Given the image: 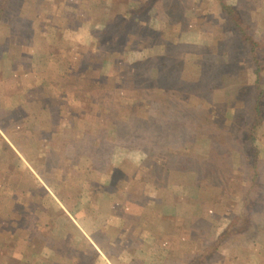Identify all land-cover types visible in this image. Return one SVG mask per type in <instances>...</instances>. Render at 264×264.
Returning a JSON list of instances; mask_svg holds the SVG:
<instances>
[{"label":"rangeland","instance_id":"1","mask_svg":"<svg viewBox=\"0 0 264 264\" xmlns=\"http://www.w3.org/2000/svg\"><path fill=\"white\" fill-rule=\"evenodd\" d=\"M89 2L88 6L83 2L81 7L68 0H29L24 13L33 16L30 22L36 25L39 36L29 40L25 49L30 52L35 47L41 52L32 58L27 53L22 56V52H15V59L28 62H13L11 72L38 73V82L32 88H36V83L44 89L49 86L53 94L58 93L59 101L31 100L33 94L29 89L31 95L24 98L27 105L13 96L10 107L26 114L29 108L41 111V104L44 107L51 104L50 113L34 112L35 118L29 120L18 117L13 126L9 123L14 119L8 122L0 115L4 129L0 132V142L11 143L13 151L28 155L38 179L52 186L66 207L76 208L84 224L91 222L103 231L101 239L107 244L100 248L102 253L86 251L78 245L72 259L74 264L81 259H85V264H200L202 260H209L204 264H264V216L258 221L260 227H255L257 217L246 218L247 207L242 202V195L251 198L259 184H255V174H246L241 169L245 163L244 152L257 150L261 171L258 182L264 184V120L257 123L254 144L244 138L256 118L253 90L259 86L264 91V81L256 85L255 65L252 66L249 58L251 46L248 52L244 51L235 29L219 28L225 18L220 14L221 9L237 5L244 15L246 28L250 27L251 37L256 41L264 39V0H181L177 15L180 21L170 26L165 5L156 1L148 17L143 18L149 30L148 40L136 39L137 27L130 28L124 47L116 50L106 44L112 38L109 21L127 4L134 7L132 1L127 0L123 6L120 0ZM74 13L79 18L71 17ZM72 18L75 21L69 27ZM78 47L85 51L79 61L75 54ZM174 54L179 58L192 54L202 57L203 71L215 69L207 85L223 84V88H232L227 97L223 90L214 96L220 103L228 101L225 131L234 119L233 113L237 114L230 130L238 134L232 142L233 150L228 152L229 173L217 172L211 184L196 172L197 160L205 157L208 146L196 145L194 133L182 134L183 129L179 130L178 138L184 136L188 142L178 161L168 159V149L178 145L173 138L175 132L168 130L171 114L168 111L175 109L177 114L171 125H178V117L189 113L181 105L167 109L168 105L161 103L164 98L159 96L160 91L184 92L186 89L181 90L183 84L168 63L154 67L151 62H165ZM239 54L245 59L244 64L238 63ZM201 68L188 65L183 77L187 82L192 81ZM15 78L20 83L19 77ZM198 83L197 93L210 97L205 89L198 88ZM16 86L13 80L14 94ZM148 90L154 94L145 93ZM103 91L113 93L99 100ZM207 101V105L197 102L195 108L207 111L209 98ZM132 107L135 118L131 123ZM42 128L52 135L40 133ZM73 128L81 129L84 135L73 138ZM11 155L7 150L2 155L0 190L8 185L9 172L4 175V169L13 165ZM221 168L225 167L220 163V171ZM32 185L35 183L30 181L26 184ZM260 190L264 206V186ZM244 217L246 221L241 222ZM54 218L59 225L68 227L64 225L67 220L63 214ZM88 226H84L87 234ZM229 226H232L227 233L230 236L226 239L223 236L220 242V234ZM85 232L74 229L73 234L68 227L61 233L64 238H83ZM48 234L43 236L46 238ZM215 242L220 249L214 256L205 253L209 259L204 260L203 250ZM52 255L50 250H45L43 264H63V261L68 264L64 257Z\"/></svg>","mask_w":264,"mask_h":264},{"label":"crops","instance_id":"2","mask_svg":"<svg viewBox=\"0 0 264 264\" xmlns=\"http://www.w3.org/2000/svg\"><path fill=\"white\" fill-rule=\"evenodd\" d=\"M68 1L69 3L74 2L75 4L81 5V7L83 2L86 4L90 3L89 0ZM131 1L134 8L140 2V0ZM28 3L29 0H0V115H4L8 122L14 119L13 122L9 123L12 126L13 124H17L15 121H17L18 117L25 116L23 119H34V112H39L40 114L42 112L50 113V107H52L51 104L45 107L41 104V111L29 108L26 114H21L22 110L18 111L17 108L10 107L9 101L13 96L19 98L22 103L25 102L24 106L28 103L24 98L29 97L31 94H33L31 100L47 101L46 103L59 101L58 93L53 94V89L49 86L44 89L43 85L42 88L41 84L37 85L36 83V88H32L33 84L38 82V73L31 71L24 72L21 70L15 74L11 72V70H14L13 62H20L21 64L28 62L22 58L20 60L15 59V52H22L20 53L22 56L27 53L26 55H32L31 58L35 53L39 55L41 52L39 49H34L35 47L31 48L29 50L30 52L25 49L29 40H32L35 35L39 36L35 28L36 25L34 27V22H30V18L33 16L31 17V14L24 13ZM76 16L79 18L78 13H74L71 17L75 18ZM74 18L68 22L69 27L73 25ZM134 36L138 39L140 32L134 30ZM83 53L85 51L82 48H79L75 53L78 54L76 58L78 61L84 55ZM30 61L32 62L33 60ZM8 69H10V73H8ZM15 77H19L20 83H18ZM13 80L17 83L15 94L11 88ZM41 83L44 82L41 81ZM7 84L8 89H5ZM112 93L103 91L102 96L101 94L98 96L99 100L105 99V97H108ZM7 103L9 105H6ZM20 107L22 106H18V108ZM61 111H65V109ZM67 113H71V111L67 110ZM66 117H69V115ZM23 123L21 122L22 125ZM38 124L47 127L43 122H38ZM3 130L2 122H0V132ZM44 131L45 128H42L40 133L48 136L52 135L51 132ZM72 133L73 138H75L74 135H82V133L84 135V131L79 128L78 130L73 128ZM13 146V144L3 140L0 142V167L4 164L2 155L5 150H7V153L9 151L12 152L11 156L13 158V165L10 164L11 166L5 167V169L3 167L4 175L9 172V177H7L8 185L6 184L5 188L0 190V264H43L42 256L45 250H50L53 253L52 256L64 257L65 260L67 259L68 264H74L75 260L72 259L77 253L76 247L78 245L83 246L86 251L92 249L101 254L102 251L100 248L107 244V242L103 243L101 239L104 237L101 234L103 231L94 227L91 222H85L86 224H84L81 221L83 217L81 214H78L76 208H72L70 205L66 207L55 189L42 179H38L39 177L36 176L37 174L33 168L34 164L29 163V156L25 153L23 154L21 151L18 152L16 149L13 151ZM20 149L25 151L24 147L20 146ZM29 181L35 183V185L27 187L26 184ZM60 214L65 216L67 222L64 225L72 228L73 234L74 229L85 232L84 226L86 227L87 225H89L88 228L90 229L89 234L85 232L83 238H64V235H62L63 230H66L68 227H63V224L59 225L57 218H54V215ZM92 227H94V230ZM46 232H49V234L45 238L43 234ZM84 260L81 259L76 264H85L86 262ZM63 264H66V262L63 261Z\"/></svg>","mask_w":264,"mask_h":264},{"label":"trees","instance_id":"3","mask_svg":"<svg viewBox=\"0 0 264 264\" xmlns=\"http://www.w3.org/2000/svg\"><path fill=\"white\" fill-rule=\"evenodd\" d=\"M156 1H160L162 4L165 5L164 11L166 12L167 18L170 20L168 21V26L172 25L173 23H176L177 21H180V19L177 18V15L179 13V5L181 3V0H142L137 7L130 8L127 4V0H120L121 5L127 4L124 6V9L121 10V12H118L113 19L109 21L110 28L112 30L111 34V44H109V41L106 43L107 45H111V48L113 50L116 49H122L126 42L127 39V33L130 28H136L140 32V37L147 41L149 38L148 34V29L145 28L144 26V20L143 18L148 17V12L152 9L153 5L155 4ZM120 5V4H119ZM168 6V7H167ZM34 14V13H32ZM220 14L224 16L222 24L219 26V28H233L237 31V37H238V42L240 43L242 49L244 51L248 52L249 47L251 46L249 53H250V62L252 66L255 65V74L257 76L256 80V85L257 83H262L264 81V39L256 41L257 39H254L251 37V32H250V27H247V23L244 20V15L241 12L240 8L237 5H232L224 7L221 9ZM169 16V17H168ZM249 30V31H248ZM151 31V30H150ZM116 32L117 35L114 33ZM154 34H157L155 32ZM169 38V36H167ZM166 38V37H165ZM214 38L217 39V36ZM104 50L107 49V46H100ZM248 48V49H247ZM239 64H244L245 59L240 56L237 58ZM168 63L169 69L172 70V73L174 74L175 70V76L176 79L179 82H182L183 87H181V90L184 92H174L172 90H161L160 95L162 97H159V100L162 99V104L168 105V108L173 109L174 106L179 108V106L183 109L184 112H188L189 116H182L178 117L179 124L178 125H171L173 119L177 115L175 113V109L168 111L170 112V116L168 119H170V122H168V130L171 132H175V135L173 138L176 139L178 142L177 148H170L168 149V159L178 161L182 155H183V148L185 146V141L184 136L179 137V130L183 129L182 134L187 131V133H194L196 136L195 139V144H205L207 145V151L206 154L204 155V158H199L197 160V165H196V172L200 173L202 176H204V179L208 181L209 184L214 182V178L219 172L220 174H225L227 175L229 171L227 169L229 166L227 165V160L228 158V152L233 150L234 143L235 142V137L238 134V132H233L230 130L233 125V120H235L236 115L233 113V120L231 123H229V129L228 131H225L224 125L228 124V120L224 117V113L228 112V108L226 107V104H228L227 99L225 100V103H220L216 98L214 99V96L216 95L217 92L222 91L224 92L225 96H228V93L232 92V88L225 87L223 88V84L218 85V87L214 86H209L207 85V80L211 79V74L212 72L214 73L215 69L213 70H206L203 71L201 68V65L205 62H203L202 57L192 54L188 55L184 58H179L176 54L172 55L170 59L167 61H152L151 65L155 67L162 66ZM188 65L201 68V71H199L200 74H195L196 78H192V81L190 80L187 82L185 80L184 74L185 71L187 70ZM174 68V69H173ZM206 68V67H205ZM189 76V75H188ZM194 82V83H193ZM199 82V83H198ZM186 83V84H184ZM198 83V88L202 91L205 89V91L208 92V95L210 97V105L207 106V111H202L197 108H195L197 102H202L204 104H208V98L201 93H197L196 87ZM202 83H205V86H201ZM243 90V89H242ZM156 91V90H155ZM154 91V92H155ZM209 91H213L211 95L209 94ZM255 93V109L254 111L256 112V118L254 123L250 126L248 132L246 131V134L244 136L245 139H247L250 143L254 144L257 135L254 132L255 128L257 126V123L262 120H264V91L257 86L255 90H253ZM187 92V93H186ZM148 95L154 94L150 93V91H146ZM179 95H181V99H179ZM175 97L177 100H175ZM174 98V99H172ZM196 98V99H192ZM181 100V101H180ZM152 101V100H151ZM187 105V106H186ZM186 106V107H185ZM181 109V110H182ZM130 110H132V115L129 116L131 118L130 122L133 121L132 119L135 118V115L133 113L134 107H132ZM169 114V113H168ZM228 118V117H227ZM241 119V118H240ZM132 123V122H131ZM181 141V143H180ZM245 158V163L242 164V170L247 174H255L254 179H255V184L258 183L257 188L253 192V195L251 198H249L246 194L242 195L243 199V204L244 206L247 207V211L245 212V215L247 214L246 218L250 220H255L256 217L257 221L255 227H260V223L258 221H262L261 218L264 216V211H260V208H264L263 205V199L260 196V188L261 186H264V184H260L258 182V178L261 177V171L259 169L260 167V162L258 160V152L257 150H248L245 151L244 154L242 155ZM224 164L225 168H221V171L219 170V166ZM175 164V163H174ZM171 166V165H170ZM171 168V167H170ZM248 174V175H249ZM210 176V178H208ZM211 181V182H210ZM256 213L260 214L259 216H256ZM246 221L245 217L241 220ZM253 224V221L251 223V226ZM232 226H229L228 229H226L223 233L220 234V242L222 241V238L226 239L228 236L227 233L231 230ZM254 227V228H255ZM219 242V240H217ZM220 249L219 243L215 242L209 245V247L206 248V250H203L204 254V260L205 258L209 259L207 255L214 256L216 252ZM207 255H206V254ZM209 261V260H207ZM207 261H201L200 264H204Z\"/></svg>","mask_w":264,"mask_h":264}]
</instances>
